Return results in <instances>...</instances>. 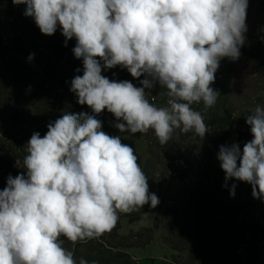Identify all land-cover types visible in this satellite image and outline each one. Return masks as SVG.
<instances>
[{
	"label": "clouds",
	"instance_id": "obj_1",
	"mask_svg": "<svg viewBox=\"0 0 264 264\" xmlns=\"http://www.w3.org/2000/svg\"><path fill=\"white\" fill-rule=\"evenodd\" d=\"M26 5L44 35L58 28L67 41L75 38V58L83 63L71 88L87 112H65L32 134L23 158L25 172L9 175L0 190V264H89L64 246L92 240L110 231L121 213L159 198L135 150L109 135L96 117L104 110L116 118L120 133L154 132L161 145L173 135L208 126L194 104L205 110L220 95L214 84L221 60L239 59L247 32L249 0H12ZM34 54H30L31 61ZM126 69L140 80H110L102 71ZM77 72L80 69L76 70ZM159 85L162 105L148 91ZM252 139L221 145L217 160L227 181L251 185L264 201V105L246 114ZM19 164L20 162L17 161ZM236 184L230 196H235Z\"/></svg>",
	"mask_w": 264,
	"mask_h": 264
},
{
	"label": "rangeland",
	"instance_id": "obj_2",
	"mask_svg": "<svg viewBox=\"0 0 264 264\" xmlns=\"http://www.w3.org/2000/svg\"><path fill=\"white\" fill-rule=\"evenodd\" d=\"M13 7L18 8L12 0H0V15H3L5 9ZM246 24V39L240 49L239 59L235 62L228 58L221 60L215 73L216 79L211 86L220 93L216 104L207 110L202 103L192 106L201 112L208 126V132L202 139L195 133L183 134L177 130L168 144L161 145L152 130L134 135L128 132L118 133L122 143L134 148L148 177L149 190L155 188L154 193L160 201L155 208L148 205L149 211L141 220L134 223L122 220L119 235L126 239L121 243L133 247L120 249L119 253L129 254L133 264H189L188 252H182L183 249L188 248L197 253L205 250L206 232L203 234L195 231L191 225L189 214H194L196 209L189 207V196L191 192L198 194L200 190L207 193L205 186L215 179H218L222 189L228 188L229 193L231 185L236 184L234 197L217 196L216 206L219 211H224L228 205L237 208L243 204L245 212L257 213L247 222L250 227L254 225V228L246 236L247 245L244 246L242 255H237L242 263L248 258L252 259L251 264L264 263V201L253 198L252 188L248 183L232 179L227 181L228 187H225V173L217 160L221 145L235 142L242 149L244 143L252 139L250 128L245 122L246 114L257 104L264 105V0H249ZM23 31L21 29V33ZM1 34L8 40L7 32L0 29ZM23 34L26 35L22 38L26 46L35 42L31 34ZM61 64V61L48 63L35 59L24 60L12 49L0 45V98L2 94L11 97L15 105L28 109L31 116L42 112V100L46 96L44 92L56 86ZM109 74L110 80L120 81L117 70H112ZM127 74L129 81L135 86H142L139 83L144 77L135 79L128 71ZM26 81H37L39 89H35L34 93L37 95L29 98V101L17 95ZM146 91L149 92L151 102L157 105L164 103L159 96V85ZM102 115L104 114L100 113L97 118ZM113 118L115 124L116 118ZM238 118L243 122L234 120ZM24 128L21 120L11 118L10 111L7 115L0 113V156L4 159L14 154L15 145L19 144L17 138ZM1 165L0 163V186L9 177L3 175ZM199 201L202 202L200 199ZM219 218L217 223L218 226L222 225L219 228L225 232V236L230 235L228 230L234 224L241 229L245 226L241 223L245 219L244 212L231 221L223 216ZM192 233L198 235L199 244L191 242ZM105 255V259H110L108 254Z\"/></svg>",
	"mask_w": 264,
	"mask_h": 264
},
{
	"label": "trees",
	"instance_id": "obj_3",
	"mask_svg": "<svg viewBox=\"0 0 264 264\" xmlns=\"http://www.w3.org/2000/svg\"><path fill=\"white\" fill-rule=\"evenodd\" d=\"M25 9L26 5H18L17 9L13 7L9 10V8H7L3 15H0V29L8 34V40L4 38V35H0V45L12 49L24 60H28L29 55L34 54L33 59L37 61L48 63L61 61L62 64L60 65V72L57 74L56 86L54 89H49L44 92L46 96L44 95L45 99L42 100L44 106L42 112L31 116L28 109L23 108V106L21 108L15 105V101L12 100L11 97L2 94L0 98V113L7 115L10 111L11 118L14 120H21L25 127L20 131L21 135L17 138L19 144L15 145L14 154L5 159L0 156L3 175H11L12 177L25 172L23 168V158L26 155V144L33 133L39 132L41 136H44L48 130L47 125L60 118L65 112H87L93 114L87 105L78 104L76 95L70 91L72 79L76 75L83 74L82 60L75 58L72 51L76 44L75 38L68 40L65 46V37L62 35L59 28L55 34L51 36L42 34L36 26L34 19L24 15ZM21 29L24 30L22 33ZM24 32H28L34 37L35 42H32V45H25L22 40V38L26 36L23 34ZM77 69H80V71L77 72ZM112 70H117L120 73V80H129L127 70L119 66L102 71V75L109 78V73ZM22 86L24 87L17 93L20 98L25 97L27 101H29V98H34V96L37 95V93H34L38 89L37 81H26ZM19 88L20 86L18 85V89ZM19 100L17 99V101ZM102 113L104 115L100 118L96 117L102 121V130L109 135H118L119 130L114 127V116L107 112V110H104ZM234 120L243 122L240 118ZM17 161L20 163L18 164ZM138 164L142 168L139 158ZM6 184L7 180L3 181L0 190H3ZM205 187L207 193H205L204 190H200L198 194L191 192L189 196V207H194L196 212L194 214L191 212L189 217L195 231H201L203 234L206 232V236L204 237V245L206 248L201 253H197L188 248L183 249L182 252H188V263L233 264V262H236L238 264H251V258H248L245 263H242L241 258H239L237 254L240 253L242 255V250L244 246L247 245L246 236L250 230L254 228V225L250 227L247 222L252 220H250V218L254 213L257 214L256 211L253 214L245 212V205L243 204H240L237 208L228 205L225 207L224 211H219L216 206L218 202L217 196H230L228 188L222 189L218 179H215L212 183H208ZM154 189H150V192L154 193ZM199 199L202 200V202H200ZM148 211L149 206L145 205L143 208L129 214L121 213L115 227L105 232L100 237L81 241L76 244H72L65 239L64 246L74 250L77 261L82 257L87 259L89 264H133L129 254L119 253L120 249L133 247V245L125 246L121 243L126 239L119 235L121 223L124 219H127L129 223L137 222L141 220ZM242 212H244L245 219L241 221V223H244L245 226L241 229L234 224V226L228 230L230 235L225 236V232L219 228L222 227V225L218 226L219 224L217 223V221H220L219 216H223L226 220L231 221L235 219V217L238 218L239 214ZM190 240L194 244L200 243L196 233H192ZM175 248L178 249L177 247ZM105 254H108L110 259H105ZM237 259L239 260L238 262Z\"/></svg>",
	"mask_w": 264,
	"mask_h": 264
},
{
	"label": "built area",
	"instance_id": "obj_4",
	"mask_svg": "<svg viewBox=\"0 0 264 264\" xmlns=\"http://www.w3.org/2000/svg\"><path fill=\"white\" fill-rule=\"evenodd\" d=\"M151 100L154 101V98H152Z\"/></svg>",
	"mask_w": 264,
	"mask_h": 264
}]
</instances>
